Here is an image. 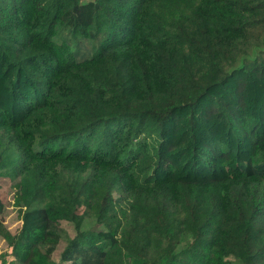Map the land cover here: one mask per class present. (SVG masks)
Here are the masks:
<instances>
[{
	"label": "trees",
	"instance_id": "trees-1",
	"mask_svg": "<svg viewBox=\"0 0 264 264\" xmlns=\"http://www.w3.org/2000/svg\"><path fill=\"white\" fill-rule=\"evenodd\" d=\"M178 1L0 0L4 261L264 264V0H197L237 60L208 82L158 50Z\"/></svg>",
	"mask_w": 264,
	"mask_h": 264
},
{
	"label": "rangeland",
	"instance_id": "rangeland-1",
	"mask_svg": "<svg viewBox=\"0 0 264 264\" xmlns=\"http://www.w3.org/2000/svg\"><path fill=\"white\" fill-rule=\"evenodd\" d=\"M178 4L180 11L175 10L169 13L170 19H173L175 14H177L176 19H173L175 20L173 24L174 32L171 37L166 38L165 31H161L158 50L171 59L175 65L177 64L175 71H177L179 61L180 66H184L199 82H208L216 79L219 76V72L215 69L211 60H209L211 59L210 57L221 65L223 69H226L228 66L237 63L236 54L229 48L228 41L223 34L221 35V33L214 30L207 20L203 23L201 22L202 19H205V16L201 13L197 5V0H191V2L189 0H179L176 6ZM198 25H201V29L205 33V38L200 37L197 30ZM183 31L185 33L193 32L198 41L206 40L207 47L205 51L208 53L206 54L198 44L185 41ZM3 176L0 178V199L4 203V212L1 216V221L5 229L13 235L20 227L21 216L24 211V206L19 198L22 177L17 175L11 179L6 174ZM112 187V197L115 199L122 194V190L117 181L113 182ZM76 206L77 211L82 213L84 207L80 201H76ZM93 223L91 218L87 217L84 219V227L91 226ZM60 226L66 231L69 237L75 235L72 223L61 221ZM94 228L101 227L96 226ZM64 245V242H60L58 245L52 256L54 261L59 260V255ZM6 251H8L7 242L0 235V255ZM9 260L10 258L8 257L5 258V261L0 257V264H9ZM123 264H137V262L125 257Z\"/></svg>",
	"mask_w": 264,
	"mask_h": 264
}]
</instances>
